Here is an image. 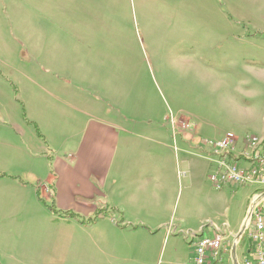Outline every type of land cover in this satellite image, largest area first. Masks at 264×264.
<instances>
[{
  "label": "rangeland",
  "instance_id": "374dc122",
  "mask_svg": "<svg viewBox=\"0 0 264 264\" xmlns=\"http://www.w3.org/2000/svg\"><path fill=\"white\" fill-rule=\"evenodd\" d=\"M78 2L80 19L89 13L88 36L57 34L60 21L49 4L51 15L43 25L24 17L29 8L23 0L14 4V23L8 21L7 4H0V264H184L193 258L186 234L201 226L212 234L211 223L222 230L228 225L221 255L229 259L235 247L238 264H244L245 223L260 186L216 189L210 181L212 165L209 170L188 146L189 140L197 142L212 156L207 142L232 134L238 145L242 138L258 136L254 147L226 151L242 168L264 149V0ZM78 44L89 48L77 52L72 47ZM61 45L65 51L54 54ZM52 58L75 69H102L99 77L107 88L116 81L118 67L126 65L121 74L128 82V105L136 101L144 118L169 128L179 125L189 133L187 142L181 136L176 141L177 157L190 166L177 171L167 227L134 232L108 221L93 226L87 221L59 223L38 200L32 184L45 178L47 162L42 151L40 157H28L29 149L42 148V142L34 124L25 120L24 70L31 61ZM15 123L23 124V131ZM41 195L51 209L43 187ZM114 248L119 250L116 257L103 255Z\"/></svg>",
  "mask_w": 264,
  "mask_h": 264
},
{
  "label": "crops",
  "instance_id": "0c3cea01",
  "mask_svg": "<svg viewBox=\"0 0 264 264\" xmlns=\"http://www.w3.org/2000/svg\"><path fill=\"white\" fill-rule=\"evenodd\" d=\"M16 1L0 0V4H7L9 22L15 21L17 15ZM50 1L23 0L29 8L24 17H34L36 24L43 25L48 22L44 18L50 14V5L60 21L56 23L57 34L90 35L85 22L89 13L84 12L85 18L80 19L78 0ZM30 9L32 13H28ZM24 33L27 35L28 30ZM72 48L79 52L89 46L78 44ZM64 51L61 45L54 54ZM122 66L118 67L116 81L109 82L110 88L99 77L102 69L96 71L97 67L87 66L91 71L75 69L73 64L52 58L31 61L24 70L25 120L34 124L42 142V148L29 149L28 157H40L42 151L47 162L45 178L32 186L38 200L59 223L87 221V226H93L108 221L122 231L126 228L134 232L139 228L167 227L166 213L175 201L177 171L179 174L181 166H190L189 160L177 157L176 141L181 136L185 143V136L190 135L179 125L169 128L154 124L150 116L144 118L136 101L128 105V82L121 74L126 65ZM15 129L23 131V124L15 123ZM242 139L237 148L244 147ZM189 144L211 170V150L191 140ZM42 187L53 202L51 209L41 195ZM201 227L198 232H190L199 234ZM170 238L167 230L164 240L168 242ZM190 242L189 250L194 256L193 239ZM247 245L250 246L249 236ZM118 254L116 248L103 251L104 256ZM229 255V259L222 256L220 264H236L234 249Z\"/></svg>",
  "mask_w": 264,
  "mask_h": 264
},
{
  "label": "built area",
  "instance_id": "2783aa9c",
  "mask_svg": "<svg viewBox=\"0 0 264 264\" xmlns=\"http://www.w3.org/2000/svg\"><path fill=\"white\" fill-rule=\"evenodd\" d=\"M258 142V136L251 135L243 141L246 147H254ZM206 144H210L213 151L212 156H210V164L212 165L210 181L216 189H223L226 185L248 186L257 184L260 186V189L253 196L245 223L249 233L250 249L244 264H264V149L256 151L251 158V165L242 168L229 160L226 154V151L237 149V139L234 135L229 134L222 141L207 142ZM261 144L262 141L259 145ZM210 225L213 227L212 234L203 229L199 234L192 232L186 234L187 238L193 239L195 247L190 264H220L223 262L221 250L226 240L228 225L223 230L213 223ZM235 263L238 264L237 259H235Z\"/></svg>",
  "mask_w": 264,
  "mask_h": 264
},
{
  "label": "trees",
  "instance_id": "16d2710c",
  "mask_svg": "<svg viewBox=\"0 0 264 264\" xmlns=\"http://www.w3.org/2000/svg\"><path fill=\"white\" fill-rule=\"evenodd\" d=\"M68 215H71L70 213H67ZM93 219H95V218H93ZM248 247H250V246H248ZM248 252V251H247ZM248 254V253H247Z\"/></svg>",
  "mask_w": 264,
  "mask_h": 264
},
{
  "label": "water",
  "instance_id": "95a60500",
  "mask_svg": "<svg viewBox=\"0 0 264 264\" xmlns=\"http://www.w3.org/2000/svg\"><path fill=\"white\" fill-rule=\"evenodd\" d=\"M243 232H240V235L242 234ZM250 242V241H249ZM234 251H235V247H234Z\"/></svg>",
  "mask_w": 264,
  "mask_h": 264
}]
</instances>
